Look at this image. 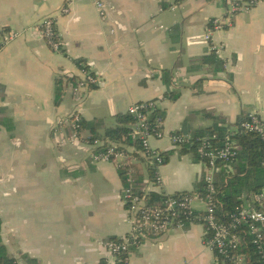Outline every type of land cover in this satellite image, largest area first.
Listing matches in <instances>:
<instances>
[{
  "label": "crops",
  "instance_id": "1",
  "mask_svg": "<svg viewBox=\"0 0 264 264\" xmlns=\"http://www.w3.org/2000/svg\"><path fill=\"white\" fill-rule=\"evenodd\" d=\"M102 1L104 18L95 0H0V26L21 32L0 51V243L26 264H101L103 243L128 230L122 172L92 160L90 144L68 140L76 104L65 84L80 75V62L97 76L77 106L81 137L107 142L116 115L147 99L157 101L165 132L192 137L203 135L198 131L213 117L223 119L216 122L223 130L252 111L264 119V0L208 41V21L224 14V0ZM45 17L55 20L59 52L38 35ZM210 44L221 46L220 54L213 51L224 62L221 71L200 62ZM57 78L64 84L58 101ZM121 145L150 193H194L203 179L196 150L181 153L162 138L151 139L166 157L158 168L162 182L147 183L151 173L137 146ZM192 207L202 211L204 204ZM203 230L194 221L184 231L143 238L125 264H224Z\"/></svg>",
  "mask_w": 264,
  "mask_h": 264
},
{
  "label": "built area",
  "instance_id": "2",
  "mask_svg": "<svg viewBox=\"0 0 264 264\" xmlns=\"http://www.w3.org/2000/svg\"><path fill=\"white\" fill-rule=\"evenodd\" d=\"M224 1L226 4L224 14L209 19L206 33L203 35L204 40H210L214 31L229 26L236 14L249 10L259 0ZM94 4L99 16L104 18L105 3L102 0H95ZM68 10V7H64L62 12L66 13ZM36 29L38 35L53 51L61 50L54 18H43ZM20 34L19 30L0 27V51ZM210 51L220 54L221 46L210 44ZM78 65L80 75L74 80L70 78L65 85L76 104V109L69 118L71 130L68 140L71 143L80 138L82 115L77 106L86 92L97 84L96 74L84 62ZM126 113L132 117L126 138L135 147L137 146L139 154L147 161L149 169H152L147 183L159 185L162 182L158 168L164 163L166 157L160 149L151 145V139L166 138L174 148H181L183 145L195 147L196 154L204 166L205 189L203 193H159L161 200L154 201L150 198L152 190L144 189V186L141 187L140 192L136 190L139 184L136 182L134 168L129 164V160L135 158L124 152L122 142L110 139L105 142L91 135L86 136L85 142L93 147L89 153L90 158L94 161L111 162L122 172L121 200L128 214L127 232L103 243L105 252L101 264H125L130 247L139 245L143 238L159 236L170 230L184 231L186 226L194 221L203 224L204 242L220 263L247 264L243 249L248 244H252L260 261L264 264V185L251 194L247 202L237 205L223 219L216 213L218 201L214 185L218 164L230 165L237 154L236 134L255 133L261 139L264 150V119L256 111H252L236 125L221 133L213 131L192 137L187 134L164 131L163 117L159 113L155 99L132 103ZM63 122L59 120L58 126L63 125ZM124 143L128 144V142ZM195 198L204 204L202 211L192 207ZM12 264L26 263L15 256Z\"/></svg>",
  "mask_w": 264,
  "mask_h": 264
},
{
  "label": "trees",
  "instance_id": "3",
  "mask_svg": "<svg viewBox=\"0 0 264 264\" xmlns=\"http://www.w3.org/2000/svg\"><path fill=\"white\" fill-rule=\"evenodd\" d=\"M211 1V0H208ZM177 28V27H175ZM201 63L207 64L213 72L223 70V61L215 55L213 51L204 55L200 59ZM165 82L169 79V71L163 73ZM62 93V80L56 79L55 83V99L59 100ZM214 124L204 130H199L200 134H207L213 131L223 132V128L217 126V121H223L221 118L213 117ZM241 120V117L239 118ZM117 126L107 128L104 136L107 139L120 141L122 143H131L127 138L130 130L129 124L132 117L127 113H118L116 115ZM81 121V127L83 126ZM238 142V151L235 158L231 161L232 172H228L222 163L218 164V170L215 172L214 185L216 189L215 196L218 201L216 213L220 218H224L233 209L243 203V200L251 194L257 192L264 185V150L262 141L255 133L241 132L235 135ZM187 151L195 152L192 146L183 145L179 148V152ZM150 173L152 169H149ZM142 177L136 175V187L138 192L141 191ZM205 189L204 180H199L195 186V192L203 193ZM150 198L154 201L161 200V196L155 192L150 193ZM243 251L246 253L247 264H263L252 244H248ZM13 257L7 256L4 246L0 243V264H12ZM228 264V263H226Z\"/></svg>",
  "mask_w": 264,
  "mask_h": 264
},
{
  "label": "rangeland",
  "instance_id": "4",
  "mask_svg": "<svg viewBox=\"0 0 264 264\" xmlns=\"http://www.w3.org/2000/svg\"><path fill=\"white\" fill-rule=\"evenodd\" d=\"M0 27H2V26H0ZM71 80H74V78H72ZM68 81V80H67ZM67 83V82H66ZM66 85V84H65ZM62 87H64V84H63V86ZM92 136V135H91ZM93 137V136H92ZM87 140V138L86 137H81V135H80V138H78V140L77 141H75V142H73V144H75V143H78V142H80V141H83V142H85V140ZM136 176V175H135ZM199 200H198V198H195L194 199V203H196V202H198ZM198 205H200L199 203H198ZM201 206V205H200ZM8 256V255H7Z\"/></svg>",
  "mask_w": 264,
  "mask_h": 264
}]
</instances>
